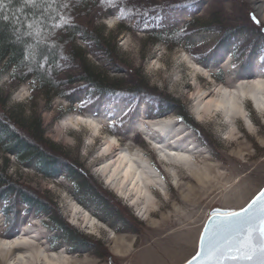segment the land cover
<instances>
[{
    "label": "rangeland",
    "instance_id": "374dc122",
    "mask_svg": "<svg viewBox=\"0 0 264 264\" xmlns=\"http://www.w3.org/2000/svg\"><path fill=\"white\" fill-rule=\"evenodd\" d=\"M90 1L89 11L76 10L77 21L114 36V56L76 42L99 72L123 83L141 78L144 93L64 84L78 73L64 53L57 67L61 97L45 102L31 81L13 82L6 68L0 90L10 109L40 115L45 138L81 167L111 208L76 191L65 173L46 177L9 156L8 175L51 201L88 246L54 228L48 215L18 205L11 225L0 210V264H44L27 257L36 252L61 264H183L212 211L239 210L264 186V113L238 92L242 83L264 80L257 70L264 62V0H187V7H175L181 0ZM221 88L239 100L228 116L208 113ZM126 159L140 171V189L129 179L113 189ZM15 240L19 247L6 248Z\"/></svg>",
    "mask_w": 264,
    "mask_h": 264
},
{
    "label": "trees",
    "instance_id": "16d2710c",
    "mask_svg": "<svg viewBox=\"0 0 264 264\" xmlns=\"http://www.w3.org/2000/svg\"><path fill=\"white\" fill-rule=\"evenodd\" d=\"M90 3V0H36V3L3 0L7 19L0 18L1 72L5 68L11 69V80L18 84L31 81L40 98L50 102L55 97H61L57 92L62 83L57 67L64 53L78 66L77 76L64 84L86 83L98 93L111 94L117 91L114 86L123 85L131 88L128 90L133 93H144L142 88L145 85L141 78H135V83L110 80L88 61L87 52L76 42L79 37L92 43L106 57L114 56L115 47H110L111 43L115 45L114 36H105L102 29L94 30L77 21L76 10L78 14L89 11L92 7ZM65 4L68 7H64ZM71 16L76 19H71ZM56 33L60 35L57 37ZM8 102L9 97L0 90V154L3 162H0V210L6 221L11 225V220L21 212L18 205H22L26 211L34 209L48 215L54 228L65 232L70 240L88 246L85 239L76 236L72 228L62 221L51 201L29 191L8 175L9 156L25 168L35 167L46 177L65 173L76 191L98 201L102 209L110 210L109 199L95 188L78 164L69 163L60 149L45 138L40 115L34 112L26 115L21 106L10 109Z\"/></svg>",
    "mask_w": 264,
    "mask_h": 264
},
{
    "label": "snow or ice",
    "instance_id": "6c2138e0",
    "mask_svg": "<svg viewBox=\"0 0 264 264\" xmlns=\"http://www.w3.org/2000/svg\"><path fill=\"white\" fill-rule=\"evenodd\" d=\"M26 2L36 3V0ZM187 6V0H181L175 7ZM0 18L7 19L3 0H0ZM118 18L123 19V10ZM186 47L191 51L193 45L188 44ZM193 59L199 60V57L193 56ZM231 67L235 68V64ZM257 70L264 76V62ZM213 215L217 219L205 226L199 236V250L187 264H193V261L196 264H264V190L239 211H217Z\"/></svg>",
    "mask_w": 264,
    "mask_h": 264
},
{
    "label": "bare ground",
    "instance_id": "6f19581e",
    "mask_svg": "<svg viewBox=\"0 0 264 264\" xmlns=\"http://www.w3.org/2000/svg\"><path fill=\"white\" fill-rule=\"evenodd\" d=\"M242 86H243V83L241 85H239V90H238L239 94L245 96L249 100L253 109L257 112V114L258 113H260V114L264 113V80L256 79V80L252 81L251 83H248L247 86H245V87H242ZM219 92H220L219 99L208 104V106H207L208 113L212 110H214V111L220 110V111H223V113H225L224 116H228L229 113H232V111L236 110L239 107L238 106L239 100H237L235 98V96L233 94L234 92H232V91L230 92L224 88H221L219 90ZM123 159H125V158H123ZM174 161H175V163L176 162L177 163H180V162L185 163V159L182 160L181 156L175 157ZM141 177L142 176L140 174V171L138 169H135V166L131 162V160H127V162H125L124 165H122V169L120 171V180L118 181L117 186H114L113 189L120 190V187L128 179L130 180V184L132 186L137 185L136 187L139 188V185L142 184ZM20 243L18 240H15L11 243H8V245H6V248L14 251L16 249V247L20 246ZM24 257L26 258V256H24ZM24 257L17 255L16 259L20 260V259H23ZM27 257L31 260L35 259V257L36 258H43L44 264H61L59 258H57L55 255H51L49 257L47 255L40 253V252H38V253L36 252L35 254L28 253Z\"/></svg>",
    "mask_w": 264,
    "mask_h": 264
},
{
    "label": "water",
    "instance_id": "95a60500",
    "mask_svg": "<svg viewBox=\"0 0 264 264\" xmlns=\"http://www.w3.org/2000/svg\"><path fill=\"white\" fill-rule=\"evenodd\" d=\"M261 190H264V186L262 187V189ZM260 190V191H261ZM260 191L252 198V199H254L257 195H259V193H260ZM251 199V200H252ZM251 202V201H250ZM249 202V203H250ZM247 206V205H246ZM245 206V207H246ZM240 210V209H239ZM239 210H234V211H239ZM220 212V213H223V212H228V211H231V210H214V211H212L211 213H210V215L208 216V218H207V220H206V222H205V224H204V226H203V228H202V230H201V232H200V234L204 231V229H205V226L206 225H208L210 222H212V221H214V220H216L217 219V217H215L214 215H213V213H215V212ZM200 236V235H199ZM199 250V239H198V244H197V250L196 251H198ZM195 255V254H194ZM193 255V256H194ZM192 256V257H193ZM192 257H190L187 261H185L183 264H187V262L189 261V260H192ZM193 264H196V261H193Z\"/></svg>",
    "mask_w": 264,
    "mask_h": 264
}]
</instances>
